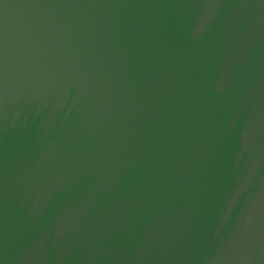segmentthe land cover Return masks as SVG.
Returning <instances> with one entry per match:
<instances>
[{"label":"water","instance_id":"95a60500","mask_svg":"<svg viewBox=\"0 0 264 264\" xmlns=\"http://www.w3.org/2000/svg\"><path fill=\"white\" fill-rule=\"evenodd\" d=\"M0 264H264V0H0Z\"/></svg>","mask_w":264,"mask_h":264}]
</instances>
